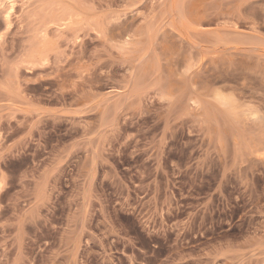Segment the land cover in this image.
Segmentation results:
<instances>
[{"label":"rangeland","instance_id":"rangeland-1","mask_svg":"<svg viewBox=\"0 0 264 264\" xmlns=\"http://www.w3.org/2000/svg\"><path fill=\"white\" fill-rule=\"evenodd\" d=\"M0 264H264V0H0Z\"/></svg>","mask_w":264,"mask_h":264}]
</instances>
